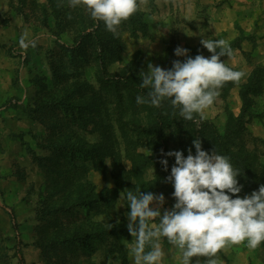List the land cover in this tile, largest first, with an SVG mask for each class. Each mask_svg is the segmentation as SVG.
Segmentation results:
<instances>
[{"label":"rangeland","instance_id":"obj_1","mask_svg":"<svg viewBox=\"0 0 264 264\" xmlns=\"http://www.w3.org/2000/svg\"><path fill=\"white\" fill-rule=\"evenodd\" d=\"M138 5L116 33L102 22L101 46L71 50L93 19L85 5L0 0V264H135L129 208L120 195L137 188L163 193L164 208L171 209L174 189L158 161L162 149L153 143L150 113L133 109L134 94L103 79L135 67L146 71L148 63L170 68L174 60L186 59L176 57L175 48L192 55L201 36L226 39L233 56L221 59L245 75L227 82L192 121L171 118L163 137L171 151L185 156L189 148L195 154L196 138L204 150L228 156L241 173V197L264 184V116L248 119L227 152L203 138L212 137L213 129L222 135L229 119L239 115V92L254 74L262 81L250 96V109L264 111V0H138ZM24 33L36 47L20 45ZM200 54L211 55L207 49ZM59 99L71 108L56 110ZM56 150L76 156L62 161ZM160 246L162 264H181L178 248L166 238ZM216 255L220 264H264V243L255 250L246 241L226 244ZM197 259L205 264V258Z\"/></svg>","mask_w":264,"mask_h":264},{"label":"clouds","instance_id":"obj_2","mask_svg":"<svg viewBox=\"0 0 264 264\" xmlns=\"http://www.w3.org/2000/svg\"><path fill=\"white\" fill-rule=\"evenodd\" d=\"M68 4L72 8L85 5L90 16L102 21L112 33L139 7L138 0H68ZM201 37L200 42L210 56L193 57L189 49L177 46L174 55L186 59L174 60L167 69L148 63L147 70L139 73L140 87L148 92L147 96L136 97L138 105L147 103L158 108L168 99L174 109L179 107L184 120L192 121L194 114L202 115L213 105L219 89L227 82L241 80L245 73L221 59L233 56L229 42ZM19 43L25 48L36 47L27 33ZM192 144L195 154L191 148L187 156L180 150L163 153L175 158L166 178L174 189L175 203L171 209L164 208L163 193L142 192L137 188L136 192L120 195L129 208L127 230L135 240L130 248L135 264H162L165 253L160 246L161 238L180 250L181 264H199V259L193 261L194 257L205 258V264H220L216 254L226 244L246 241L247 248L255 250L264 243V184L241 197L243 185L237 179L241 173L230 158L216 149L204 150L200 138ZM160 163L167 171L168 159H161ZM154 220L157 223L150 226L149 222Z\"/></svg>","mask_w":264,"mask_h":264},{"label":"trees","instance_id":"obj_3","mask_svg":"<svg viewBox=\"0 0 264 264\" xmlns=\"http://www.w3.org/2000/svg\"><path fill=\"white\" fill-rule=\"evenodd\" d=\"M90 31H87L89 28ZM88 27L82 29L80 33L77 35V37L73 40L71 43V50L73 48L77 47H83L86 48L87 46H101L102 41L100 39V32L102 31V21H96L92 19L91 23L88 25ZM62 48L65 46L62 45ZM202 44L199 45L195 50L194 54L191 56H195L197 54H200L202 50H204ZM143 69L140 67H135L132 70H130L126 75H113L110 77H105L103 79V83L106 85L112 84L120 87L121 89H125L126 91H129L133 95V106L136 111H138L137 108L142 107L144 110H146L148 113H150L151 120L153 123V128L155 129L156 136L153 140L154 145L156 146L157 150L162 149L161 155L158 157V161L161 159H168V171L170 172L171 167L174 164L175 158L174 157H165L163 153H167L171 151L166 143L165 137H163V133L165 131L166 122H168L171 118L179 117V107H176L175 109L171 105L170 100L165 99L162 101L160 107H154L150 104H139V106L136 103V97L138 95L141 96H147L148 89H142L140 87V76L139 73ZM261 77L259 74H254L248 83L240 90L239 96L242 102L241 111L238 116L229 119L227 126L225 128L224 133L221 135L217 133L214 129L212 130L211 136L212 137H203L206 139V141L210 144V146H214L219 151L227 152L229 150V146L233 145L234 138L238 136L240 132H242L245 129V124L248 122V119L253 117H262L264 116V111L262 113H254V111H251V99L250 96L252 94H255L260 89L261 84ZM59 81L56 80V84H58ZM118 89V90H121ZM70 93H68L69 95ZM56 110H65V108H71V106L67 103V101H64L63 99H59L57 103H53ZM119 105L121 108L124 107V102L119 101ZM48 107H43V109H47ZM203 123V122H202ZM201 123V124H202ZM205 124V123H204ZM203 129L204 126L202 125ZM56 152L59 155V160L64 161L63 158L67 159L68 157H71V160L73 157L76 156L75 152L64 150L63 153H60L58 150ZM71 166H74V163L71 161Z\"/></svg>","mask_w":264,"mask_h":264}]
</instances>
